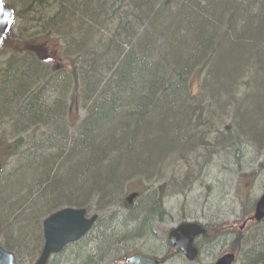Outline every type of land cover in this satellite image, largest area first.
I'll list each match as a JSON object with an SVG mask.
<instances>
[{"label":"trees","instance_id":"obj_1","mask_svg":"<svg viewBox=\"0 0 264 264\" xmlns=\"http://www.w3.org/2000/svg\"><path fill=\"white\" fill-rule=\"evenodd\" d=\"M19 2L33 7L41 19L37 26L43 27V33L28 39L17 31L4 41V49L10 50L14 63L6 62L7 68L0 76V118L10 124L8 139L0 137V160L6 165L5 159L15 154L22 139L17 126L39 120L41 123H35L27 134L45 127H62L63 121L71 128L76 125L70 121L75 109L80 126L76 133L67 129L68 133L61 135L62 145H69V137L76 139L71 166L63 162L58 172L61 183L49 170L53 157L31 171L22 168L0 176V237L6 241L7 250V230L13 214L19 215L14 226L21 228L13 247L18 244L35 262L41 253V242L34 247L26 232L29 216L47 217L66 207L90 212L96 209L97 215L111 212L108 203L118 202L122 186L124 193L152 191L155 184L151 179L147 177L145 183L147 172L189 162L204 143L211 147L199 155L206 153L202 156L206 158L202 170L205 176L218 168L231 172L257 154L263 157L264 91L258 89L264 90V33L258 40L251 31L257 32L260 27L264 30V0ZM13 4L16 8V0ZM45 22L58 32L48 30ZM245 47L257 52L252 56H257L258 65L247 59L248 55L237 57ZM46 52L60 67L42 77L48 64L37 55ZM198 59L202 62L192 66ZM64 89L68 93L78 91L76 100L71 94L65 107L61 103L58 107L54 99ZM215 102L220 113L206 120ZM218 130L222 133L215 140L214 132ZM77 133L78 138H74ZM189 150L194 155H187ZM180 167L174 170L180 171ZM259 167H264L263 162ZM203 178L196 180L198 186ZM157 189L163 190V186ZM257 200L245 197L241 209L244 220L252 217ZM11 203L16 204V211ZM133 207H128L127 218L135 213ZM141 213L144 215L130 218L122 234L116 229L119 219L113 224H106L104 219L65 251L84 248L81 252L87 255L82 264H105L106 257L146 231L144 224L143 232L139 231L140 217L153 213ZM112 215L114 219L118 217L115 211ZM242 222H235L236 237L232 241L238 251H230L238 257L243 251L241 243L245 242L249 249L245 252L246 264H264V220L248 223L244 231L252 234L247 239L240 231ZM90 244L92 247L87 246ZM134 252L128 251L123 259Z\"/></svg>","mask_w":264,"mask_h":264},{"label":"bare ground","instance_id":"obj_2","mask_svg":"<svg viewBox=\"0 0 264 264\" xmlns=\"http://www.w3.org/2000/svg\"><path fill=\"white\" fill-rule=\"evenodd\" d=\"M20 7H21V10L18 14V18H16V23H17L16 32L17 31L21 32L22 36L26 37L28 39L29 38H37L38 36H40L39 35L40 33H43V27L41 25H39V28H38V26H37L38 23L41 22V19H39V16H37V14L33 11V9H32L33 7L30 8L28 3H26L25 5L23 4ZM43 24L47 27L48 30H50V31L52 30V32H58L56 29H53V28L50 29L49 23L45 22ZM6 62L8 63V65H11L12 63H14L12 61V59H10V58L7 59ZM201 62L202 61L200 59H198V60L192 62V66L200 64ZM50 72H53V70L49 67L48 68L45 67L44 72L42 71V77H45V74L48 75ZM3 73H4V69L2 67H0V76ZM42 82H41V85L43 86L45 84L44 78H43ZM73 87H74V85H73ZM90 87L91 86H87L89 91H91ZM258 90L260 92L264 91L260 88ZM64 92H65V94H64ZM76 93H78V91H72V92L70 91V93H68V91L66 89H64V91L59 90L57 92V96H56V99H54V101L57 102L58 107H59L60 103L63 107H65V104L69 101L71 94L73 95V97L75 96V100H76V95H75ZM34 94H36V92L33 93L32 95H34ZM132 97H133V95H132ZM35 98H36V95H35ZM31 102L33 105V100ZM85 103L89 104L90 102L87 100V101H85ZM211 103H212V101H211ZM212 104L210 105V108L206 114V117H205L206 120L208 118L211 119V117L217 118L219 113H220V108H219L220 106L218 104H216V102L214 104L216 106H214ZM53 105H55V104H53ZM59 116H60V114H59ZM62 118L63 117L61 114L60 120ZM35 123L39 124L41 122L38 120V121H35ZM35 123L30 122V123H27L25 125H22V127H18V126L16 127L17 133L21 134L22 139L19 140L18 148H17L15 154H13V156H12L13 160H15L16 162L11 163L12 165L10 167V172L15 173V172H18L17 170H21L22 168H25V169L31 171L32 169H34L35 166H37V165L41 166L42 162H44L43 165L47 164L48 160L51 157H53L54 159H52V161L50 162L49 170L51 172H53V176L56 177L55 180L59 184L62 182V179H60L62 177L60 176V174L58 172L62 171L61 165L63 162H66V165L71 166V163H72L71 157H73V155L75 154L73 146L76 143L75 142L76 139L69 137V139H67V141H66V143L69 145H62L63 139H61V135L67 134L68 133L67 129H71L76 133L79 130L80 123H77L75 126L69 128L65 124V122L63 121L62 127L58 126V128H56V129L55 128L49 129V128L45 127V129H41L38 132H33L31 134H27L26 131L35 127ZM218 127L221 128V126L219 124H218ZM58 129H60L61 133L58 131ZM85 132L88 134V132H89L88 129L85 130ZM221 133H222V131H219V130L214 132V134H215L214 139L216 140L219 136H221ZM73 136H74V138H78L79 134L77 133ZM211 142H213V141H211ZM214 143H216V142H213V144ZM207 144L208 143H206V144L204 143L203 148L196 151L194 153L195 155L190 154L191 153L190 150L186 151L187 155H194V157H191L189 159V162L184 164V166H186V167L182 173V177L180 178V180L175 179L174 176L170 175L169 173L168 174L166 173L167 174L166 177L164 176L163 173H161V175L158 176L156 179L154 178V179L150 180L151 183L159 182V180L163 181V179L166 180V182H167L166 184L157 186L158 183H156L155 187H154V189H156L157 187L159 188V187L163 186V190H164L163 195L158 196L159 192L160 193L163 192V190H158V189H156V190H158L157 193L155 191H153V193L155 192V194L149 193L151 191H149V192L145 191L142 193H139V192L129 193L126 191L124 193L125 189H124V186H122L120 198L116 204H113L114 206L112 207L111 212H109V213L108 212H102L99 215H97L94 213V211L90 212L86 208H79L78 210H85L86 213H85L84 218L86 221H88V224H90V226L92 225L90 228L91 230L96 225L98 227L104 219H106L105 220L106 224L109 223L110 221H112V224H113L117 221L116 219H119L120 223L118 225H116V229H117V232H122V230L125 231V229H127V227L129 226L131 217H135V216L139 217V215H144V213H132L127 218V212H128L127 209L129 207L128 196L133 194L136 196V202L132 205V207L135 206L132 209H134V208L137 209V207H140L142 212L150 211L153 213L152 215H148V217L147 216H143V218L140 217L141 221L138 224V225L141 224L139 226L140 227L139 231H142V232H143L142 227L146 226L145 227L146 231H144V233L142 234V237L152 236L153 234H155L154 229H155L156 224L160 225V224H164L166 222H169V221H166L167 219H170L169 213L167 214L166 209H164V208H165L166 201L169 200L167 198L170 196V192H172V193L176 192L179 195L186 196L187 193L190 192L191 189L194 187L193 185L195 182V175L201 174L203 172L202 171V170H204L203 166L206 165V158H203L202 156L203 155L206 156V153L204 152V154L201 155V157H199V155L205 150V148L206 149L211 148V147H206ZM65 147L67 149H64ZM260 147H261V145H260ZM260 147H259V149H260ZM258 152H259V150H257L254 155H256ZM58 154H59V156L55 157ZM257 157H258V154L256 156H253V158L250 159L249 161H245L243 163H247L248 166H249V164H250V166L255 165V164H257V166L258 165L261 166V163H259L260 157H258V158ZM208 159H209V157H208ZM4 167L5 166L2 165V171H4ZM156 172H157V170L156 171L154 170L152 174H155ZM133 178H135V177H130V179H133ZM177 182H178V184L176 185ZM168 191H170V192H168ZM152 196H153V198H152ZM123 197H124V200H123ZM122 200H123V202H122ZM10 205L12 207L15 205L13 207L14 211H16L18 209L16 204L11 203ZM142 205H144V208L141 207ZM114 211H115V215L118 216V217H115V219H114V217H112L113 216L112 213ZM31 212L33 213V210ZM154 213H156V214L154 215ZM15 217H16V215L13 214V216H11V219H10L11 224L9 225L8 230H7L8 231V238L10 239L9 240L10 242L8 245V250H4V251L6 253L12 255L15 259L18 260V259H23L25 257V255H27V254H25L23 249L20 248L18 246V244H17L18 248L13 247L16 245H13V243H15V242L12 239V237H16L19 230L21 229L19 227V225L14 226L16 221H19V215H18V217H16V219H15ZM14 220H15V222H14ZM188 220H191V221H193L192 222L193 224L200 226L201 230L203 231V233L201 235H199V237H198V240H199L198 243L201 245L203 243V245L200 247V252L201 253L203 252L205 255H208L211 248H215L214 246L220 245V243H222V241L226 240L227 238L236 237V233H235V222L236 221L235 220H233L231 222H219V221H217L216 223H211L207 220H205L206 221L205 222L202 218L198 219V218H195L191 215L188 216ZM26 222H27L26 232L28 233V235H30L31 239L33 240V242L35 244L34 247L39 246V243L41 242V234L45 230V226H44L45 217H44V215L38 214L34 218L29 216V218L27 219ZM103 224H101V226ZM143 224L145 226H143ZM139 227H137V228L139 229ZM223 229H225V230H223ZM172 231H173V229L167 231L168 239H167L166 250L165 249L157 250L154 252L153 255L151 254L149 256H151L159 264H167L170 261V259L173 260L177 257H182L183 261L186 264H195L197 262V260L199 259V258L197 259V257H199V249L197 250V254H196L195 258L193 260L189 259L188 257H186V254L182 249L175 247L170 242V234L172 233ZM233 240L234 239H232V241ZM130 243H127L126 245L122 246L121 248L119 247L118 252L116 251V252L112 253L111 257H106L105 258L106 261L104 263L105 264H120V263L123 264L124 262H126V260L130 256H132L133 254L136 253V252H134L130 255H127L123 259L124 255L128 251L136 250L131 245L132 243L131 244ZM241 247H242L243 251H240L238 258L236 257L235 264L238 263L237 261L240 258L241 254L243 256H245V252L249 250L248 248L245 247V242L241 243ZM59 254H60V252H58V253L54 252L53 254L50 255V257L57 258ZM39 258H40V256L38 257L37 261L39 260ZM122 260H123V262H121ZM195 260H196V262H195ZM238 264H243V263L239 262Z\"/></svg>","mask_w":264,"mask_h":264},{"label":"rangeland","instance_id":"obj_3","mask_svg":"<svg viewBox=\"0 0 264 264\" xmlns=\"http://www.w3.org/2000/svg\"><path fill=\"white\" fill-rule=\"evenodd\" d=\"M12 3L13 2H11L10 4ZM15 6H16L15 8L16 12L21 10V7H20L21 2H19V0H16ZM16 27H17V23H16ZM254 31L255 30H252L251 32L253 33L251 34H253L254 37L258 38L259 40L262 33H264L263 28L260 27L257 30V32L256 31L254 32ZM9 52H10L9 49H6V50L3 49L1 51L0 67H2L3 64L6 62ZM40 53L42 54L43 50H41ZM255 53L257 52H254L252 48L245 47V48H242L239 52H237L236 55L237 57L238 55H243L244 57L245 56L247 57L248 55L247 59L251 58V61H253V63L258 65L259 62L256 59L257 56L255 57L252 56ZM41 54L40 56L42 58H46V56L48 57L51 55L50 52H48L47 54L44 53L43 56ZM258 54H260L263 57V53H261V51L258 52ZM45 63L48 64V67H51L53 71L58 70V67H60V64L59 63L57 64L55 60L45 62ZM256 73H259V70ZM0 116L2 115L0 114ZM78 120H79V117L77 114V110H75L73 115L70 116L71 124H75V123L77 124L79 122ZM9 129H10L9 122H7V120L3 118H0V137L8 139V137L10 136ZM252 154L251 156L254 155ZM9 158L10 157L5 159L6 165L3 163L4 160H0V163L2 165L4 164L5 166L3 175L8 174L10 172V167L12 165L11 163L16 162L15 160H13V158L11 159ZM262 162H263V157L259 160V163H262ZM179 165H181L180 167L181 170L180 171L174 170V168H176ZM163 166H160L157 169V172L155 174H152L154 170L152 171V173L147 172L145 183L148 182L147 177L149 178V180L154 179V178L156 179L158 176L161 175V173H163L165 177L169 173L170 175L174 176L175 179L180 180V178L182 177V173L186 167L184 166L183 163L175 165V166L173 164H169L167 168ZM240 168H243L244 170L239 172L238 169L240 170ZM240 168L238 166H235L234 168H232L233 171L231 172L228 170H225L224 168L222 169L218 168L217 170H214L211 174L207 172L206 176H205L204 171L201 174H196L195 182L196 180L204 177L203 178L204 182L202 183V185H200L202 187L198 186L196 182L195 185L197 186L193 187L191 191L187 193L186 196L179 195L176 192L172 193L168 191L170 192V196L167 198L169 200L166 201L164 209H166L167 214L169 213L170 219L166 220L169 222H166L160 225L156 224L155 229H154L155 234H153L152 236H144V238H142L141 234H138L136 235L135 238H132L129 241H127L128 243L131 242L132 244L131 243L130 244L136 249L133 251L149 256L151 254L153 255L154 252L157 250H162V249L166 250L167 239H168L167 231L178 227L181 224L180 222L182 221L187 222V223H192L193 221L188 220V216L190 215L198 219L202 218L204 221L207 220L211 223H216L217 221L231 222L233 220H235L236 222H241L242 220L243 222L240 223L241 224L240 231H244L248 223L246 224V221H245L246 219L244 220L243 217L241 216L242 203L245 202L244 199L246 196L249 197L250 199L257 200L264 193V167L260 168L259 165L257 166V164L251 165V166L249 164L248 166L247 163H243L242 167ZM168 170L169 172L167 173ZM150 176H153V177L151 178ZM178 182L176 183V185L178 184ZM156 183H158L157 186H159V185L166 184L167 182L165 179H163V181L159 180V182H156ZM156 183H153V184H156ZM203 184H204V187H203ZM156 189L153 188V190L149 193H153V191L157 193L158 190ZM155 192L153 194H155ZM163 194H164V190L161 193L159 192L158 196L163 195ZM112 203L116 204L117 202H112ZM112 203H108V204H110L113 207L114 205ZM141 207L144 208V205H142ZM95 210L96 209H93V211ZM141 211L142 210L140 207H137V209L135 208L133 210V212L135 213H141ZM106 212H110V211H106ZM123 232L124 230H122L121 234ZM251 234L252 233H250L248 230L244 231V238L247 239V237H249V235ZM14 238L15 237H12V239ZM232 239L234 238L232 237L227 238L226 240L222 241L220 245L214 246L215 248H211V250L208 253L209 256L205 255L203 252L202 253L200 252V247L203 245V243L201 245L198 243L199 240H196V246H197V249H199V257H197V259L198 258L199 259L198 260L196 259L197 262L195 260L196 262L195 264H215L216 261L220 259L223 255L233 252V251H230V248L231 249L235 248L236 251H238L237 246L233 245ZM2 243L4 244L5 241H2ZM87 246L92 247V244L87 245ZM91 250L92 248H90V251ZM81 251H84V248L83 250L76 249L73 251L70 250L69 248L67 251L63 253V255L58 256L57 258L52 257L49 264H82V262L86 258L84 256L87 254L86 252L83 253ZM238 256H239V253H238ZM244 260H245V256L241 254L237 262L238 263L242 262L243 264H246L247 260L245 261ZM17 262L18 263L20 262L19 259L17 260ZM21 262L22 264H34L36 261L32 262L29 259V257L25 256ZM167 264H186V263L183 261L182 257H177L173 260L170 259V261Z\"/></svg>","mask_w":264,"mask_h":264},{"label":"water","instance_id":"obj_4","mask_svg":"<svg viewBox=\"0 0 264 264\" xmlns=\"http://www.w3.org/2000/svg\"><path fill=\"white\" fill-rule=\"evenodd\" d=\"M14 21V10L10 5H4L0 0V46L10 31ZM264 161V158H263ZM1 173V165H0ZM85 210L65 209L55 213L45 221V246L36 264H47L49 257L54 252H60L68 244L78 241L91 228L85 220ZM95 218V217H94ZM264 219V194L258 200L254 210V216L250 221L260 222ZM203 231L196 224H183L170 234V242L177 248L182 249L186 257L193 260L197 254L193 248V242ZM235 256L226 254L215 264H234ZM0 264H15L14 257L6 253L0 247ZM126 264H159L153 258H147L141 254L131 256L126 260Z\"/></svg>","mask_w":264,"mask_h":264}]
</instances>
